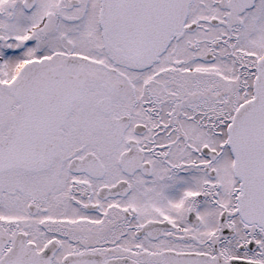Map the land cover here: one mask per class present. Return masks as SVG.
Masks as SVG:
<instances>
[{
  "label": "snow or ice",
  "instance_id": "snow-or-ice-1",
  "mask_svg": "<svg viewBox=\"0 0 264 264\" xmlns=\"http://www.w3.org/2000/svg\"><path fill=\"white\" fill-rule=\"evenodd\" d=\"M0 264H264V0H0Z\"/></svg>",
  "mask_w": 264,
  "mask_h": 264
}]
</instances>
